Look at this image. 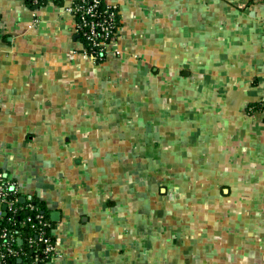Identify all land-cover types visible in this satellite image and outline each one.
<instances>
[{"label":"crops","instance_id":"1","mask_svg":"<svg viewBox=\"0 0 264 264\" xmlns=\"http://www.w3.org/2000/svg\"><path fill=\"white\" fill-rule=\"evenodd\" d=\"M72 1L0 0V175L49 213L42 264H264V0H105L100 62Z\"/></svg>","mask_w":264,"mask_h":264},{"label":"built area","instance_id":"2","mask_svg":"<svg viewBox=\"0 0 264 264\" xmlns=\"http://www.w3.org/2000/svg\"><path fill=\"white\" fill-rule=\"evenodd\" d=\"M69 11L75 17L74 32L86 42L83 53L93 61L106 56L118 36L117 7L105 0H73ZM19 198L12 180L0 175V264H8V257L22 254L23 250L16 247L15 240L21 242L16 230H21L19 226L25 225L35 235L27 239L28 247L34 252L30 264H40L58 254V241L51 233V221L45 217L44 211L34 201H29L31 197L25 196L24 202H20ZM24 210L26 214L31 212L32 215H27L17 223L14 217ZM6 217L9 223L2 225Z\"/></svg>","mask_w":264,"mask_h":264},{"label":"trees","instance_id":"3","mask_svg":"<svg viewBox=\"0 0 264 264\" xmlns=\"http://www.w3.org/2000/svg\"><path fill=\"white\" fill-rule=\"evenodd\" d=\"M28 1L30 2V4H32V6L37 7V6H40V5H42L48 1H62V0H37V2H34V0H28ZM117 11H118V9H117ZM73 17H74V15H73ZM74 22H75V17H74ZM117 25L119 26L118 13H117ZM78 39L82 43V46L85 47V44H86L85 40L81 36H79ZM89 52H91V51L89 50ZM105 57H106L105 55L102 57H98L95 59V62H100ZM19 196H22V195L19 193ZM26 197H28V196H26ZM29 201H31V202L34 201L35 205H37L40 209H42L44 211L45 217L48 218V220H50L49 213L46 209H44L43 203L40 200H38L37 198L32 196L31 199H29ZM27 215H32V213L29 212V214H26V210H24L20 214L16 215L14 218H15L16 222L18 223L20 220L25 219ZM8 223H9V221L7 220V217L4 219V221L1 222L2 225H6ZM31 223L35 224V222H33V221H31ZM19 228L21 230H16V231L20 235L21 242H18L17 240H15V243H16V247L22 249L23 252H22V254L19 255V257H8L7 258L8 264H30L32 262V257L34 256V252H32V249L29 248L27 245L28 237L29 236H31V237L35 236L33 230H29L26 225L25 226H19ZM42 263H43V261L40 262V264H42Z\"/></svg>","mask_w":264,"mask_h":264},{"label":"water","instance_id":"4","mask_svg":"<svg viewBox=\"0 0 264 264\" xmlns=\"http://www.w3.org/2000/svg\"><path fill=\"white\" fill-rule=\"evenodd\" d=\"M5 176V175H4ZM19 201L20 202H24L25 201V196H20V198H19ZM56 215H57V212H52L51 213V219L53 220V221H55L56 220ZM55 216V217H54ZM20 241V240H19ZM20 260V259H19Z\"/></svg>","mask_w":264,"mask_h":264}]
</instances>
